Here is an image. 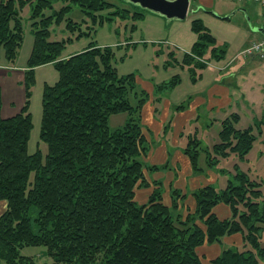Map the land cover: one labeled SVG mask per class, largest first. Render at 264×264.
Listing matches in <instances>:
<instances>
[{
	"label": "trees",
	"instance_id": "trees-1",
	"mask_svg": "<svg viewBox=\"0 0 264 264\" xmlns=\"http://www.w3.org/2000/svg\"><path fill=\"white\" fill-rule=\"evenodd\" d=\"M70 1L92 16L88 30L68 16L71 4L56 10L53 0H0V55L3 52L6 61L15 63L24 41L22 12L27 6L34 34L22 80L27 99L20 112L3 116L0 83V200L7 202L0 214V264H36L33 256L21 252L26 245H44L51 257L46 264H258L264 260L261 183L236 167L225 188L207 183L186 192L171 185L167 202L165 181L159 175L172 169L171 160L146 161L152 140L142 112L150 97L136 74L120 75L114 47L94 40L82 50L64 53L67 41L91 34L98 22L112 19L103 11L115 4ZM63 21L75 36L51 40L52 26ZM192 28L198 38L184 62L204 68L209 52L212 58L224 56L226 49L217 47L216 37L201 18L193 20ZM46 63L55 65L59 77L46 83L42 94L40 137L48 146L44 155L40 148L29 151L30 95L35 68ZM178 80L157 85V92ZM185 102L176 108H185ZM120 112L128 113L127 120L112 128L110 116ZM239 118L235 112L221 121L219 141L206 150L209 166L231 153L244 157L252 148L253 129L237 127ZM200 148L202 141L196 136L184 148L195 171L203 170L198 164ZM146 187L148 198L139 202L137 192ZM220 204L228 208L226 217L215 211ZM238 234L243 248L232 241V246L221 247L205 261L201 246L220 244Z\"/></svg>",
	"mask_w": 264,
	"mask_h": 264
},
{
	"label": "rangeland",
	"instance_id": "rangeland-1",
	"mask_svg": "<svg viewBox=\"0 0 264 264\" xmlns=\"http://www.w3.org/2000/svg\"><path fill=\"white\" fill-rule=\"evenodd\" d=\"M108 1L114 3L115 6L104 10L103 14L112 17V19H106L103 23L98 22L94 26V29H91V34L86 33L67 41L64 53L68 54L82 50L93 40L100 44L113 46L115 49V65L120 75L135 73L139 86L146 89L150 97L149 100L153 99L156 109H164L165 103L168 101L173 104L172 108L166 107V110L169 108L171 113L164 123H160L159 126L162 125V131L161 129L160 131L158 130L157 122L156 124L153 122V127L149 125V128L145 124V127L149 129L150 139L152 140H150L152 142L151 148H154L156 151L160 145L158 141L165 139L167 153L171 157L174 151L180 150L183 153L189 139L192 136H196L202 141V148L199 149L198 164L203 170H193L200 174L198 177L201 179V184L212 183L217 189H223L227 186L229 178H232L235 174L236 167H238L240 170L247 172L252 179H256L261 183L260 187L263 190V196L259 200L263 203L264 58L240 54L245 47L259 39L258 35L260 33L253 31L251 26L264 23V18L262 17L264 10L261 8L263 6L260 3L252 1L213 0L212 4L209 3L207 5L208 9H211L210 12L205 9L189 10L186 18L177 19L168 18L161 13L144 8L140 4L131 2L130 0ZM66 4L72 5L68 16L80 22L84 30H88V26L93 25L92 16L82 11L78 4L70 0H53V9L59 10ZM53 9H50V12ZM116 9L118 12L114 13ZM243 9L248 10L250 20ZM227 14H231V16L225 18L224 15ZM30 15L31 8L27 6L22 12L25 36L15 61V69L11 70L10 68L0 66V83L4 94L2 114L5 117L20 112L27 99V88L25 83L22 82L24 77L19 80L17 75L22 72L24 76L28 58L33 48L34 34ZM195 18H201L210 28L216 37L217 47L226 49L221 59L212 58L211 52L206 54V57L210 59H208L207 67L205 66L204 68H201L195 62H184L185 54L187 52L191 53L193 44L198 38L192 28V22ZM51 29V40H62L75 36V33H72L67 28L66 21H63L61 24H54ZM243 30L254 35L253 40L249 37L245 42L242 34ZM241 43L243 44L241 45ZM1 57H3V52L0 55ZM231 58L233 59L228 64L227 61ZM210 65L216 66V70H209L208 67ZM34 74L35 81L31 86L30 95L33 129L29 151L35 152L40 148L45 155L48 152V146L40 137L42 94L46 83L53 84L56 82L59 77V71L53 63H46L37 66ZM212 77H218L219 80L224 82L222 85L230 88L231 93L229 96L234 97L232 102L233 107L230 108L228 106L226 110L223 109L221 111H209L206 107L200 106L196 109L195 116L190 118L188 124L185 127L180 126L181 128L178 132L180 136L178 137V134L174 136V121L178 115L176 113L177 105L186 101L184 109H188L192 100L196 99L193 95L204 88ZM175 79H179L177 83L157 92V85ZM237 101H240V104ZM179 111H182V109ZM233 112L240 115L239 121L236 123L237 127L241 129L252 127L255 134L253 146L244 157L231 153L228 156L220 157L215 165L209 166L206 150L219 141L221 121ZM162 115L163 111L156 114V119H160L159 117ZM127 117V112L112 114L110 116V126L115 128L123 125ZM211 121L213 122L212 124H210ZM176 140L177 143L175 144ZM183 154V156L186 155L185 152ZM172 156L174 157V154ZM146 159V161L152 162L150 155L149 158L147 155ZM177 164L180 168L183 167L181 162H177ZM171 167L175 169V172L178 171L173 163H171ZM156 174L151 172L150 176L155 177ZM192 175L188 176V179L193 177ZM159 176H162V178L166 177L162 174ZM177 177L180 176L177 175ZM164 186L165 199L169 202L171 199V186L168 187L166 181L164 182ZM190 188L189 185V190H193V188ZM149 190L150 188L146 187L138 191L137 200L139 202L147 200ZM139 193L140 199H138ZM190 202L192 203L193 200ZM189 205L192 206L191 204ZM6 206L7 202L0 200V214L6 209ZM240 237L238 234L230 240L224 238L220 244H205L201 246V251L206 256L205 261L209 262V259L219 251V248L232 246V241L239 248H243ZM261 242L264 245V230ZM46 249L44 245H26L21 249V252L25 255L33 256L36 259V264H46L51 261V257L47 254ZM258 264H264V260L261 259Z\"/></svg>",
	"mask_w": 264,
	"mask_h": 264
},
{
	"label": "crops",
	"instance_id": "crops-1",
	"mask_svg": "<svg viewBox=\"0 0 264 264\" xmlns=\"http://www.w3.org/2000/svg\"><path fill=\"white\" fill-rule=\"evenodd\" d=\"M246 2H248V1H246ZM209 3L212 4L213 0H191L190 10L205 9L206 11L210 12L211 9H208V7H207V5ZM254 3H256V2H254ZM261 8H263V7H261ZM247 11L248 10H246V14L248 15ZM248 17H249V15H248ZM262 17L264 18V15H262ZM225 18H228V17H225ZM257 26H264V23H262L261 25H257ZM242 34H243V38H245V40H244L245 42H246L247 38L250 37V39L253 40V38L255 37L254 35H251L247 31H244V30L242 31ZM262 36H263V34L260 33V35H258V38L260 39ZM242 44L243 43H241V45ZM232 59L233 58H231L227 61L228 64L231 62ZM0 66L10 68L11 70H14L16 67L15 63L11 64V63L7 62L4 57L0 58ZM210 66L208 67L209 70H212V71L216 70L215 69L216 66L215 67L213 65H210ZM222 69H224V68H222ZM225 69H226V65H225ZM17 77L19 78V80H21L24 76H23L22 72H20L17 75ZM222 83H224V82L222 80H219L218 77H214V78L212 77L210 79V82H208V84L204 88H202L200 91L196 92L193 95V97L194 98L196 97V99L192 100V103L190 104V107L188 109L183 108L182 111H179L180 109L176 108V113L178 115L174 121V129H175L174 136H176L178 134L181 127H185L188 124L190 118L195 116L196 109L199 108L200 106L206 107V109L209 111H211V110L212 111L213 110L221 111L223 109L226 110L228 106L230 108L233 107L232 102L234 100V97L229 96L231 93L230 88L226 85H222ZM3 100H4V94H3ZM237 103L240 104V101H237ZM165 104H166L165 108L162 110H159L158 108L156 109V106H155L156 104L154 103L153 99L148 100V102L144 105L143 112H142V114H143L142 121H143L144 125L146 124L147 127L149 128L150 127L149 125L152 126L153 122L155 124L157 122L158 127H159L158 130L160 131V129H161V131H162V125L161 126H159V125H160V123L161 124L164 123L167 120L168 115L171 113V110L169 108H167V110H166V107L172 108L171 106L173 105L169 101ZM2 110H3V106H2ZM162 111H163V115L159 117L160 119H156V114L161 113ZM233 113H235V112H233ZM212 123L213 122L211 121L210 124H212ZM179 136H180V133L178 134V137ZM158 142L160 143V145L157 147L156 151L154 148H152L150 153L148 154V158L150 155L152 163H156V164L157 163H164L169 158V155L167 153V149L165 146V139H162L161 141L159 140ZM176 143H177V140L175 141V144ZM183 153L180 150H177V151H174L172 153V154H174V157L172 156V154L170 157L171 163H173L176 166V169H178L179 172L178 171L175 172V169L172 168V169H169L168 171H166L165 174H167V175H163V176H166L164 178V181H166V184L168 187H170L171 185H174V187L188 192V191H190L189 185L191 188L195 189V188H197L203 184H201L202 183L201 179L198 177V176H200V174L196 173L193 170L189 157L187 155L183 156L184 155ZM177 162H181L183 167L180 168V166L177 164ZM177 175L180 177H177ZM191 175L193 177L188 179V176H191ZM191 200H192V198L189 196L187 201L191 205H193V202L192 203L190 202ZM215 211L217 212V214L220 217H226L229 214L228 208L223 204L218 205L216 207ZM220 249L221 248H219V251L216 254H214V256H216L220 252ZM214 256H212V257H214Z\"/></svg>",
	"mask_w": 264,
	"mask_h": 264
},
{
	"label": "water",
	"instance_id": "water-1",
	"mask_svg": "<svg viewBox=\"0 0 264 264\" xmlns=\"http://www.w3.org/2000/svg\"><path fill=\"white\" fill-rule=\"evenodd\" d=\"M130 1L140 4L141 6L149 10L161 13L167 16L168 18H177V19L186 18L190 10V4H191V0H130ZM243 10L246 13V10L245 9ZM230 16L231 14L225 15V17H230ZM251 28L253 31L260 32L264 35V26H251Z\"/></svg>",
	"mask_w": 264,
	"mask_h": 264
},
{
	"label": "built area",
	"instance_id": "built-area-1",
	"mask_svg": "<svg viewBox=\"0 0 264 264\" xmlns=\"http://www.w3.org/2000/svg\"><path fill=\"white\" fill-rule=\"evenodd\" d=\"M243 1H252L256 3H260L263 6V10H264V0H243ZM240 54H243L249 57L258 56V57L264 58V35L260 39L253 41L251 44L245 47L240 52Z\"/></svg>",
	"mask_w": 264,
	"mask_h": 264
}]
</instances>
